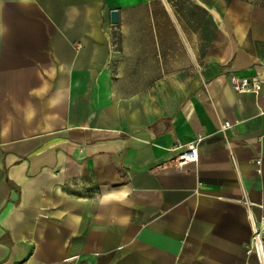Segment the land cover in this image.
<instances>
[{
  "label": "crops",
  "instance_id": "obj_1",
  "mask_svg": "<svg viewBox=\"0 0 264 264\" xmlns=\"http://www.w3.org/2000/svg\"><path fill=\"white\" fill-rule=\"evenodd\" d=\"M230 73L264 81V0H0V264H257L264 86Z\"/></svg>",
  "mask_w": 264,
  "mask_h": 264
},
{
  "label": "built area",
  "instance_id": "obj_2",
  "mask_svg": "<svg viewBox=\"0 0 264 264\" xmlns=\"http://www.w3.org/2000/svg\"><path fill=\"white\" fill-rule=\"evenodd\" d=\"M231 89L237 94H250L254 98L261 95V90L264 86V81L256 76H246L241 73H230L227 77ZM264 108L258 110V114L262 115ZM229 123L225 122L220 127V131L228 129ZM203 136H197L192 141L177 145L170 151L178 152L173 159L175 166H182L186 164H194L198 160V148L203 141ZM244 203L249 206L245 201ZM247 255H253L257 264H264V217H259L253 220V227L249 244L246 248Z\"/></svg>",
  "mask_w": 264,
  "mask_h": 264
},
{
  "label": "clouds",
  "instance_id": "obj_3",
  "mask_svg": "<svg viewBox=\"0 0 264 264\" xmlns=\"http://www.w3.org/2000/svg\"><path fill=\"white\" fill-rule=\"evenodd\" d=\"M131 191L124 189L120 191L119 195L113 196V195H103L99 197L98 199V205L100 207H107L112 202L119 203L125 207L130 206V203L128 201V197L131 196ZM112 220L115 224L120 226H125L130 222V217L127 215H114L112 217Z\"/></svg>",
  "mask_w": 264,
  "mask_h": 264
},
{
  "label": "water",
  "instance_id": "obj_4",
  "mask_svg": "<svg viewBox=\"0 0 264 264\" xmlns=\"http://www.w3.org/2000/svg\"><path fill=\"white\" fill-rule=\"evenodd\" d=\"M110 22L112 24H116L117 23V13H116V11H111L110 12Z\"/></svg>",
  "mask_w": 264,
  "mask_h": 264
},
{
  "label": "rangeland",
  "instance_id": "obj_5",
  "mask_svg": "<svg viewBox=\"0 0 264 264\" xmlns=\"http://www.w3.org/2000/svg\"><path fill=\"white\" fill-rule=\"evenodd\" d=\"M1 120V119H0Z\"/></svg>",
  "mask_w": 264,
  "mask_h": 264
}]
</instances>
